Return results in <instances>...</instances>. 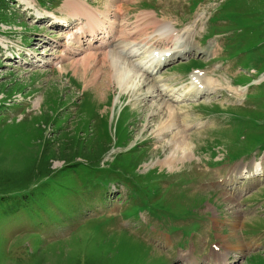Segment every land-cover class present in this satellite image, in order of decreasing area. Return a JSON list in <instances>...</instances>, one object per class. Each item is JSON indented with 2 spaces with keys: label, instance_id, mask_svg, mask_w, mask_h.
<instances>
[{
  "label": "rangeland",
  "instance_id": "rangeland-1",
  "mask_svg": "<svg viewBox=\"0 0 264 264\" xmlns=\"http://www.w3.org/2000/svg\"><path fill=\"white\" fill-rule=\"evenodd\" d=\"M65 1L0 0V171L27 174L44 155L54 172L0 189V264H182L179 252L192 248L196 263L206 264L213 251L202 242L206 216H221L214 237L220 228L231 241L236 231L246 236L233 243V260L239 252L246 255L240 264H264V209L257 206L264 173L237 188L221 186L241 162L251 168L264 155V80L252 84L264 73V0H78L127 31L146 28L137 41L156 34L144 17L153 13L182 48H195L157 76L175 91L200 68L210 90L171 102L178 115L166 130L159 129L164 97L147 96L153 77L133 66L139 57L127 61L143 75L136 94L104 81L101 65L86 71L85 52L66 57V46L78 45L69 42L77 22L66 18ZM64 20L69 27L59 25ZM175 39L151 43L160 51ZM230 84L247 85L246 92ZM178 134L187 135L191 152L170 169L161 161ZM103 149L97 166L84 157ZM255 180L243 209L232 195ZM249 237L259 240L254 252Z\"/></svg>",
  "mask_w": 264,
  "mask_h": 264
},
{
  "label": "bare ground",
  "instance_id": "bare-ground-1",
  "mask_svg": "<svg viewBox=\"0 0 264 264\" xmlns=\"http://www.w3.org/2000/svg\"><path fill=\"white\" fill-rule=\"evenodd\" d=\"M63 11L66 13V18L73 19L70 20V23L71 21L77 22V31L71 34L72 37L69 36V42L77 44L78 48H80L74 49L73 47L66 46V57L73 59L72 57H76L75 55H78V53L85 52L87 55H85L80 62L84 64L86 71L89 68L91 69L92 63H96V65H101L100 67L103 66V68H107L104 73L106 79L104 81H112L121 93L129 91L136 94L137 87V91L141 89V85L144 83V81H141L143 75H138L136 73V67L139 68L141 72L153 77L154 83L148 88L147 96L151 98L154 96V93H157L160 97H166L165 99H162L164 102H160V107L158 109L159 111H164L166 114L165 121L159 125L160 130L171 129L176 123L175 117H177L178 111L176 112L175 108L171 105V102H181L188 97L187 95H192V97L197 98L206 92L207 87H204L201 82L202 73L198 71L193 73L191 72L192 74L190 73L189 82L186 86H181L175 91L168 85L161 83L163 79H161L160 76H156L158 74L159 67L176 58H182L191 52L192 49L190 46L182 48V42L180 41L182 38L180 39L176 36L177 33L172 27L167 24H160L153 13L151 14V17L144 15L145 18L147 17L149 19L148 26H151L154 30H156V34L154 36L159 39L171 40L176 37L175 41H173V47L158 51L159 49L151 43L154 36L149 35L137 41L136 37L143 35L146 28L138 29L137 31H127L122 25L117 26L116 19L114 18L112 20L108 13L104 11H96L90 5L82 1H65L63 4ZM68 21L64 20L58 22L62 23L59 25L63 28L68 25ZM144 23L145 22H143V24ZM100 35V41L98 45H96L93 41L98 39ZM133 36L134 39L131 41ZM85 41L87 42L85 43ZM131 57L140 58L138 61L133 62V66L135 68L133 66H129L127 62L129 59H133ZM207 90L210 89L207 88ZM244 91L245 87L238 89V92L242 93ZM177 109L179 108L177 107ZM182 112L183 111L181 110L180 113ZM169 131L171 132V130ZM180 135L181 136L178 134L176 138H172L174 141L171 140L172 144L171 142L169 143L172 147V149H170L171 153L170 155L165 156V158L161 161V165L169 166L171 169V166H174L176 162L180 160L186 159L188 153L191 152L189 143L187 142V135ZM179 154H181V156H178ZM151 165L152 163L148 164V166ZM245 169V167H242L241 171H244ZM245 172H247L250 177L254 178V175L263 173V169L260 164L255 163L254 165L252 164L251 172L247 170H245ZM215 252L216 251L213 250L210 255L214 259V264H228L226 256L222 257V255H216L217 258H215ZM181 260L187 261L189 264H194V261L189 258L182 257Z\"/></svg>",
  "mask_w": 264,
  "mask_h": 264
},
{
  "label": "trees",
  "instance_id": "trees-1",
  "mask_svg": "<svg viewBox=\"0 0 264 264\" xmlns=\"http://www.w3.org/2000/svg\"><path fill=\"white\" fill-rule=\"evenodd\" d=\"M104 150L105 149L100 150L98 155L95 153L94 156H92V155H89V156L81 155V156H84L85 158L88 157L91 160L93 158H96L97 163L96 162L95 163H96V166H97L98 165V161H99L100 156H101V153ZM42 157H45V156L43 155ZM42 157H40V160H39L38 163H34L33 162L32 164L29 165V167L27 169L28 170L27 174H23L21 172H19V173H11V172H2V171H0V189L2 187H6L8 185H13L14 186V185L27 184L35 177L36 178H38L40 176H43V177L50 176V177H52L54 172L50 169V165H49L48 160L43 162ZM61 157H63L64 161H69L72 156L66 158L65 156L61 155ZM66 163H69V162H66ZM113 171H115L116 173H118V172L122 173V172L117 171V170H113Z\"/></svg>",
  "mask_w": 264,
  "mask_h": 264
}]
</instances>
